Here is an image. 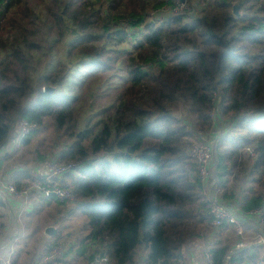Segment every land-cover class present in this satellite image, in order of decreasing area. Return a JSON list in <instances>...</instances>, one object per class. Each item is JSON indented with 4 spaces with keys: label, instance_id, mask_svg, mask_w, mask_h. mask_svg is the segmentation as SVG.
<instances>
[{
    "label": "trees",
    "instance_id": "obj_1",
    "mask_svg": "<svg viewBox=\"0 0 264 264\" xmlns=\"http://www.w3.org/2000/svg\"><path fill=\"white\" fill-rule=\"evenodd\" d=\"M21 119L33 131L0 157L11 184L30 185L50 160L81 167L65 176L72 207L32 195L12 264H93L103 248L107 264L185 262L197 225L212 229L192 141L220 128V201L239 205L248 173L239 209L264 205V0H0V149ZM9 220L0 197V236ZM218 237L201 244L214 264L231 249Z\"/></svg>",
    "mask_w": 264,
    "mask_h": 264
},
{
    "label": "built area",
    "instance_id": "obj_2",
    "mask_svg": "<svg viewBox=\"0 0 264 264\" xmlns=\"http://www.w3.org/2000/svg\"><path fill=\"white\" fill-rule=\"evenodd\" d=\"M178 11L183 10L185 4L183 1H178L176 4ZM19 137L15 135L13 139H10L1 149H0V157L3 155H7L13 150V147L17 145L25 136L29 135L34 126L28 124L25 120L21 119L17 123ZM220 135L218 138L220 139ZM218 140V139H217ZM216 141L204 140L200 143H193L189 149V157L195 162L197 169V177L201 184L203 193L205 195V191L208 188L213 172L211 171L214 165V154L216 150ZM249 154L252 156V151L249 150ZM81 166L78 163H67V164H59L54 160L47 161L43 167L37 169L34 174H32L35 178V181L28 186H24L22 188H17L15 185L11 184L9 181V175L2 177L0 180V196L3 199L10 200L15 205V210L11 208L13 211V215L10 214V219L15 222L16 225L10 226L8 232L9 235L15 236L16 238V230L18 228L19 235L22 234L24 227L18 226L22 213L26 211L27 205L30 203V198L33 194H37L43 198H47L53 196L59 202H66L68 204H74L77 202L72 190L69 188L67 184V179L65 176L67 173L72 172L74 170L79 169ZM214 169V167H213ZM221 193L220 189L216 187L214 195L209 198V215H210V226L217 231H224L226 226L234 227L235 233L237 235H241L242 237V229L244 226V222L242 221V217L248 215V212H241L239 209V205L237 203L228 202L223 204L219 199V194ZM206 197V196H205ZM256 210L255 212H253ZM249 214L255 215L261 214V210L259 208H255ZM238 215H241L238 217ZM16 227V230H15ZM12 231V232H11ZM12 240V239H11ZM261 243H257L255 246H264V236L259 238ZM258 240V241H259ZM243 245H237V249L242 248ZM3 244H0V252H6V257L3 260L2 264H11L10 255L11 253H7V251L3 250ZM240 251V250H239ZM62 251L59 248H55L42 260L44 263L52 261L57 256L61 255ZM237 254V250H231L227 253L222 264H250L245 263L244 261L233 260V257ZM261 254H259L260 256ZM205 259L204 264H214L212 254L210 252H205L203 254ZM109 261L107 252L103 248V251L99 256H97L96 262L93 264H107ZM176 264H185L184 261H179ZM254 264H264V257H259Z\"/></svg>",
    "mask_w": 264,
    "mask_h": 264
},
{
    "label": "rangeland",
    "instance_id": "obj_3",
    "mask_svg": "<svg viewBox=\"0 0 264 264\" xmlns=\"http://www.w3.org/2000/svg\"><path fill=\"white\" fill-rule=\"evenodd\" d=\"M40 9H38L37 10V12L39 11ZM67 39L68 40H72V39H74V35H72V34H69L68 36H67ZM53 55L54 54H52V55H50V57H53ZM44 57V56H43ZM46 58V57H45ZM57 58H59V55L57 56ZM61 58V59H60ZM60 58H59V60H62L64 63H65V60H64V57L63 56H60ZM43 61V59H41V62ZM54 61V60H53ZM39 71H41V73L43 74L44 72H43V69H39ZM183 112H184V110L183 109H180V112L179 111H177V113H175V115L177 116V117H179L180 119H185V116L183 115ZM228 127H229V125H228ZM14 133H15V135L17 136V137H19V131H18V125H16L15 126V130H14ZM222 134V131L220 130V128H218L217 130H211L208 134H207V136H206V138H205V140H208V142L209 141H216L217 139V142H216V144L218 143V141H219V138H218V136L219 135H221ZM21 140V139H20ZM196 141V140H195ZM195 141H192L191 142V144L189 145V147H188V153H189V149H190V147H191V145L193 144V143H195ZM249 150L250 149H247L245 152H246V154H245V156H243L242 155V158H241V162H243V163H248V157H250L251 156V154H249ZM250 151H252V150H250ZM189 155V154H188ZM246 156H248V157H246ZM216 154H214V165H213V167H215V169H216V167H217V161H216ZM192 160V159H191ZM193 161V160H192ZM194 162V161H193ZM46 163V162H45ZM194 164H195V162H194ZM196 165V164H195ZM44 166V165H43ZM42 166V167H43ZM40 168H41V166H39ZM37 168V166L36 167H32L31 169H32V171H31V175L32 174H34V172L37 170V169H40V168ZM213 167H212V169H211V171L213 172V175H212V177H211V180H210V183H209V185H208V188L206 189V191H205V196H206V198L209 200V198L210 197H212V195H214V193H215V190H216V187H217V185H218V183L220 182V178H218L217 177V172L213 169ZM197 168V167H196ZM6 172H8V171H6ZM6 172L5 171H3V166H0V180H1V178L2 177H5V174H6ZM33 176V175H32ZM248 176V173H245V176H243V179L241 180V187L239 188V190L238 191H236V194H235V196L236 197H238L239 198V206L241 205V201L243 202V199H244V197L246 196L245 195V192H246V190L247 189H249V187L251 186L250 184H249V182H247V184H245L246 183V180L248 179V181H249V178H246ZM34 177V176H33ZM232 178H233V176L231 175L229 178H228V180H227V183L229 184L231 181H232ZM223 182H225V179H223V180H221V183H223ZM68 184V183H67ZM219 186H221V184L219 183ZM219 188V187H218ZM221 188V187H220ZM223 190V189H222ZM221 191V190H220ZM223 192H224V190H223ZM0 197H2V196H0ZM32 198V197H31ZM30 198V199H31ZM223 203V202H222ZM225 203H227L228 204V201L227 202H225ZM67 205H69V206H73V204H68L67 203ZM260 210H261V214H256V216L255 215H251V214H249L250 212H252V210H250L249 212H248V217H243V216H241V215H238V217H242V219H243V222L245 223L244 224V226H243V229H242V232H243V234H242V237H240L239 235H237L236 233H235V230H234V227H232V226H226L225 228H227V227H229V229H227V231H222L221 233H219L220 234V241L222 240V242H228L229 244H231V250H237V252H239V250H242V249H244V248H249V247H253V246H255L257 243H261L260 242V240H259V238L260 237H263L264 236V234H260V232H264V205H261V207L259 208ZM7 210H8V208H7ZM254 210V209H253ZM28 211H30V209H29V205H27V207H26V211L25 212H28ZM256 210H254L253 212H255ZM10 214H12V216H14L13 215V211H10ZM208 214H209V211H208ZM7 215V214H6ZM13 218H11L10 220H9V224H10V226H12V225H16L15 224V222L12 220ZM80 220H77L76 222H74V223H72V225H73V228L75 229V232L76 231H78V230H80V229H78V226L80 225ZM210 224V223H209ZM17 225L18 226H23L24 228H25V224L23 223V221H22V218L20 219V221H19V223H17ZM77 227V228H76ZM206 228V226L205 225H202V224H199V225H197V227H196V229L197 230H199V229H201V231H203V232H201L200 230L198 231L199 232V234L203 237V238H201V239H199V240H195L196 242H190L187 246H186V249H185V264H204L205 263V259L203 258V249L201 248V246L204 244V245H206V244H208V245H214V244H216L217 243V241H218V239H217V237L218 236H215L216 235V231L212 228H210V230L208 229V231H210V232H206V231H204L205 230V228ZM48 228V227H47ZM54 228V227H53ZM46 229V228H45ZM56 229V228H55ZM72 229V228H71ZM260 230V231H259ZM253 231H259V233H257V234H255V233H253ZM12 232V231H11ZM56 232H57V230H56ZM13 233V232H12ZM11 233V234H12ZM77 233H79V231L77 232ZM8 235V233H6L5 235H4V238H3V236H0V244H3V247H4V251H7V253H11V255H10V257H9V259H10V262H12V257H13V254H14V252L16 251V245H17V243L19 242V240H20V238L23 236V235H16V238H14L15 236H13V235ZM45 234V233H44ZM44 234H42V236L44 235ZM46 235V234H45ZM82 235V233L80 234V236ZM218 237V238H219ZM12 239V240H11ZM259 240V241H258ZM239 242H240V245H243V247L242 248H240V249H237V245L239 244ZM67 244H70V245H68V246H71L73 243H72V241H70L69 243H67ZM202 244V245H201ZM68 246H64V247H68ZM263 248H264V246H263ZM202 249V250H201ZM43 251V249L42 250H40V252H42ZM230 251V250H229ZM228 251V252H229ZM39 252V253H40ZM264 249H263V251L261 252V255L259 256V257H264ZM259 257H257L256 259H255V261L253 262V263H251V264H254L256 261H257V259L259 258Z\"/></svg>",
    "mask_w": 264,
    "mask_h": 264
},
{
    "label": "crops",
    "instance_id": "obj_4",
    "mask_svg": "<svg viewBox=\"0 0 264 264\" xmlns=\"http://www.w3.org/2000/svg\"><path fill=\"white\" fill-rule=\"evenodd\" d=\"M3 199V198H2ZM5 201H7V205H8V207H9V211H11V208L12 209H14L15 210V205L10 201V200H7V199H4ZM15 230H16V227H15ZM8 233V235H9V232H7ZM16 233H17V235H19V230H18V228H17V230H16ZM21 235H23V234H21ZM3 238H4V236H3ZM5 257H6V252H0V264H2V262H3V260L5 259ZM73 258V256H70V257H68L67 259L68 260H71ZM11 264H12V262H11Z\"/></svg>",
    "mask_w": 264,
    "mask_h": 264
},
{
    "label": "water",
    "instance_id": "obj_5",
    "mask_svg": "<svg viewBox=\"0 0 264 264\" xmlns=\"http://www.w3.org/2000/svg\"><path fill=\"white\" fill-rule=\"evenodd\" d=\"M233 14H234L235 16H238L237 6H236V5H234V7H233ZM45 91H48V89H45ZM50 91H51V90H50ZM44 233H45L46 235H48V236H53V235H55V233H56V229L53 228V227H48V228L45 229Z\"/></svg>",
    "mask_w": 264,
    "mask_h": 264
}]
</instances>
